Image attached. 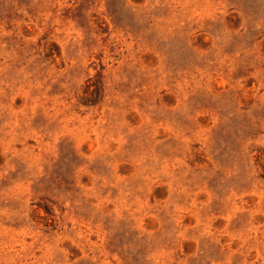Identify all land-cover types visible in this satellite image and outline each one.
Segmentation results:
<instances>
[{"label":"rangeland","instance_id":"rangeland-1","mask_svg":"<svg viewBox=\"0 0 264 264\" xmlns=\"http://www.w3.org/2000/svg\"><path fill=\"white\" fill-rule=\"evenodd\" d=\"M0 264H264V0H0Z\"/></svg>","mask_w":264,"mask_h":264}]
</instances>
